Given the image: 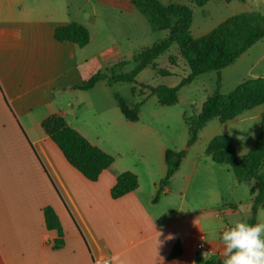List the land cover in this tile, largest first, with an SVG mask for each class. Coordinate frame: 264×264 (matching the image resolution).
<instances>
[{"label":"crops","instance_id":"0c3cea01","mask_svg":"<svg viewBox=\"0 0 264 264\" xmlns=\"http://www.w3.org/2000/svg\"><path fill=\"white\" fill-rule=\"evenodd\" d=\"M108 8L138 12L130 0H0V264H92L104 259L116 264H203L222 256L220 235L237 219L238 202L225 203L219 190L197 185L213 169L207 147L222 135L194 150L201 130L154 203L167 174L166 151L184 150L189 135L180 143L163 140L158 128L141 118L127 121L117 101L107 108L93 104V93L107 96L106 81L91 90L77 89L123 59L110 55L107 47L92 50L94 29L101 27L102 9ZM72 22L88 28L86 47L55 38L58 27ZM179 97L180 92L178 102ZM54 114L115 158L96 182L72 167L44 132L42 122ZM92 132L128 135L123 141L115 138L113 148L106 149L90 140ZM126 171L137 175L139 187L113 199L117 177ZM46 207L54 209L62 225L64 244L58 249V232L46 227ZM178 241L181 255L170 258Z\"/></svg>","mask_w":264,"mask_h":264},{"label":"trees","instance_id":"16d2710c","mask_svg":"<svg viewBox=\"0 0 264 264\" xmlns=\"http://www.w3.org/2000/svg\"><path fill=\"white\" fill-rule=\"evenodd\" d=\"M130 1L147 20L150 29L154 32L171 30L168 20L171 15H178L180 24L166 40L144 48L140 53L134 55L131 61L118 58L112 67L98 71L77 89L91 90L101 81H106L109 86L118 83L137 84L138 75L148 67L156 69V60L165 54L173 44H177L179 56L187 62L190 68L189 75L183 77L177 86L148 87L151 90L150 95L156 96L161 105L171 106L178 102L179 92L184 86L190 85L197 77L205 73L212 71L220 73L264 38V15L259 12L240 13L227 19L208 34L194 38L190 34L192 10L187 6L177 3L164 5L158 0ZM192 1L202 7L211 0ZM55 38L60 42H71L84 48L90 43V32L85 25L72 22L58 27L55 31ZM132 62L135 63L133 70L125 72V67ZM170 63L173 66L177 65L174 58H170ZM158 74L172 75L171 71L162 69H158ZM217 84L218 90L207 98L201 113L187 120L189 127L187 147H191L198 140L200 131L211 121L218 119L222 124H226L232 120V116L242 115L246 111L264 105V78L244 82L228 95H222L219 91L220 76ZM132 92L136 94V87L132 88ZM114 97L125 119L130 122H138L141 104L129 105L126 98L119 93H115ZM222 110L228 111L230 115L221 114ZM42 128L58 146L68 163L86 179L96 182L100 175L114 164L115 158L112 155L93 145L72 128L60 114L46 118L42 122ZM206 152L214 163L228 166L238 183L253 180L258 182L257 190L252 192V195L256 193L257 195L253 198L252 216L248 221L256 223L258 210L264 204V112L262 113L259 137L247 155L242 158L238 157L232 140L227 135L214 138L209 143ZM186 156L187 151L185 150L176 152L168 149L166 151L167 174L159 184L154 203L158 202L169 180L179 170ZM138 187L137 175L126 171L117 177L116 184L111 190V196L113 199H118L135 191ZM43 212L47 229L56 230L59 234L55 243V248L58 249L64 244V234L59 217L52 207L44 208ZM181 252V243L178 241L170 258L180 256ZM203 264H223V257L221 256L218 260L207 259Z\"/></svg>","mask_w":264,"mask_h":264},{"label":"rangeland","instance_id":"374dc122","mask_svg":"<svg viewBox=\"0 0 264 264\" xmlns=\"http://www.w3.org/2000/svg\"><path fill=\"white\" fill-rule=\"evenodd\" d=\"M158 1L164 5L177 3L192 10L190 34L194 38L208 34L227 19L243 12L254 11L264 15V0H234L231 2L211 0L202 7L192 0ZM102 13L104 17L100 22L101 27L94 29L96 40L92 50H97L100 46L107 47L110 55L113 57L120 55L127 61H131L132 56L140 53L144 48L169 38L180 24L178 15H171L168 18L171 30L154 32L150 29L146 19L138 12L129 15L108 8L107 11L102 9ZM170 58L175 59L176 66L170 63ZM156 65V69L148 67L143 70L137 77V84L118 83L109 86L107 96L99 97L98 93H93L91 102L102 108L117 106L114 94L119 93L126 98L129 105L141 104L142 122L158 128L161 132L160 138L180 143L189 135L187 120L200 114L207 98L218 90L219 76L221 77L219 91L222 95H228L244 82L264 78V38L220 73L216 71L205 73L197 77L190 85L184 86L180 90L179 102L173 106H161L157 97L150 95L151 90L148 87L177 86L183 77L189 75L190 68L187 62L179 56L177 44H173L165 54L160 56L156 60ZM134 67L135 63L132 62L124 70L130 72ZM158 69L169 70L172 75H160ZM133 87H136V94L132 92ZM263 111L264 105L246 111L242 115L232 116V120L226 124L218 120L211 121L202 130L194 150L202 146L205 149L208 141L217 135H228L237 155L244 157L259 137ZM221 114L230 115L226 110H222ZM127 135V133L120 134L119 132L117 137H113L111 133L92 132L89 137L93 143L106 149H112L116 139L123 141ZM183 149L188 151L190 147ZM209 164H212L213 169L205 171L209 175L206 174L204 179L197 182V185L203 190H219L223 193L225 203L237 201L240 210L237 219H247L250 212L248 206L253 198L252 192L257 188V182L238 183L229 167Z\"/></svg>","mask_w":264,"mask_h":264},{"label":"clouds","instance_id":"9594fccd","mask_svg":"<svg viewBox=\"0 0 264 264\" xmlns=\"http://www.w3.org/2000/svg\"><path fill=\"white\" fill-rule=\"evenodd\" d=\"M220 246L223 264H264V209L258 210L256 223L247 219L230 222L222 230Z\"/></svg>","mask_w":264,"mask_h":264},{"label":"built area","instance_id":"2783aa9c","mask_svg":"<svg viewBox=\"0 0 264 264\" xmlns=\"http://www.w3.org/2000/svg\"><path fill=\"white\" fill-rule=\"evenodd\" d=\"M92 264H116L112 259L94 260Z\"/></svg>","mask_w":264,"mask_h":264}]
</instances>
